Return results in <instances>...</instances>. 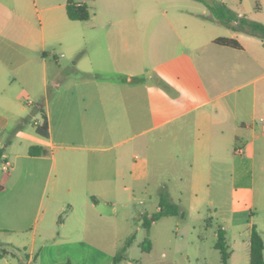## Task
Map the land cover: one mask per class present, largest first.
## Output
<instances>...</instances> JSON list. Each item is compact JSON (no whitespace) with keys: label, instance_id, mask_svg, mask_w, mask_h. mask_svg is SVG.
<instances>
[{"label":"crops","instance_id":"1","mask_svg":"<svg viewBox=\"0 0 264 264\" xmlns=\"http://www.w3.org/2000/svg\"><path fill=\"white\" fill-rule=\"evenodd\" d=\"M73 1L91 7L87 20L68 19L67 0H0V235H22L0 241L11 253L0 264H70L60 253L48 259L47 242L107 240L125 213L129 222L136 192L153 199L152 181L157 210L215 192L207 202L249 264L252 226L264 242L254 213L255 188L264 197V39L223 26L199 0ZM263 2L256 20L243 0L233 12L264 25ZM63 50L73 78L61 89ZM31 95L42 98L48 136L7 141ZM31 145L48 153L29 155Z\"/></svg>","mask_w":264,"mask_h":264},{"label":"rangeland","instance_id":"2","mask_svg":"<svg viewBox=\"0 0 264 264\" xmlns=\"http://www.w3.org/2000/svg\"><path fill=\"white\" fill-rule=\"evenodd\" d=\"M262 1L243 0L246 8H249L252 12L249 17L250 19L256 20L260 17L255 12V7L259 6L260 3L262 4ZM226 3L232 11L242 9L239 0H226ZM36 5L38 7L39 3L37 2ZM35 23L36 25L38 24L37 20H35ZM61 51L59 50V52ZM63 54L65 58H60V60L62 62V68H65L66 71L63 72L61 89H64L73 78L67 70L73 67V60H68L65 50H63ZM136 68L138 70L139 67L137 66ZM126 79H129V77L126 76ZM119 83L120 87H127L125 81H120ZM131 86L133 87L134 85L131 84ZM139 86L142 88L143 84ZM51 90H53L52 87ZM28 101H31L33 104L30 105ZM24 103L30 107L26 112L23 128L18 129L14 127V129H10L7 135V141L13 140L18 136L20 139H23V145H26L28 142L34 143V141L43 142L45 138L35 132V123L41 122V117L36 112V106L38 103H42V98L35 99L32 95L27 96L24 98ZM13 146L16 149L20 148L17 142ZM0 167L4 168V164L0 163ZM217 173V169L212 171V180L217 179ZM162 179L167 182L166 178ZM224 179L226 183V178ZM153 184L152 181L149 189L152 191L151 196L153 199H145L139 192H136L135 195L139 197V201L130 204L129 222L126 220L125 213V219L121 217L117 223L118 227L116 231H111L107 240H86L84 243L62 242L60 245L54 241H49L47 242L46 248L47 257L49 256L48 259L60 253L62 256L67 257L70 264H113V256L121 252L124 254V258L116 264H220V253L214 247L217 240L216 229L219 221V210H216L207 202L209 199L216 197L217 194L215 192L200 193L198 194L199 201L193 203H190V195L184 194L181 202L177 204L179 211L177 215L160 217L152 222L153 214L159 211L156 208L157 204L154 202L157 193L153 192L155 188ZM169 185H171V182ZM261 191L259 187L255 188L254 213L256 219L264 220V212L260 211L262 209L261 206L264 205V197ZM229 195V191L225 187L224 192L219 195L218 199L226 201ZM148 218L152 224L149 230H146L141 226V223ZM89 219L90 215L88 214V222H90ZM30 221H32V218ZM40 223L41 215L36 225ZM262 235L264 237V232H262ZM15 236L21 237L22 235L4 232L0 235V241H7V239ZM131 236H133V239L128 244L127 241ZM145 239L149 240V251L142 249V243ZM231 243H227V245L230 251L232 249L235 250L232 260L236 264H242V259L239 260L238 256L239 253H242L240 248L234 246L235 242L233 240ZM86 244L98 246L102 251L108 252L110 256L108 257L103 253L95 252ZM238 245L239 247L240 245L242 246L240 242ZM246 261L247 257L245 252V264Z\"/></svg>","mask_w":264,"mask_h":264},{"label":"trees","instance_id":"3","mask_svg":"<svg viewBox=\"0 0 264 264\" xmlns=\"http://www.w3.org/2000/svg\"><path fill=\"white\" fill-rule=\"evenodd\" d=\"M203 2L208 10L210 11L212 17L223 26L231 29L234 32L247 30L250 34H259L264 39V25L256 21L249 20L245 16H238L235 12L230 10L224 0H199ZM66 15L68 19L72 21H85L91 15V7L87 4H78L73 0H67L66 2ZM213 43L229 47L233 49H240V43L230 37H217L214 39ZM41 124L35 125V131L38 135L42 137L48 136V125L46 117L41 115ZM48 149L38 145H31L28 148V154L32 156L46 155ZM178 206L176 204L161 201L160 209L155 214H153V219L156 220L164 216H173L178 214ZM151 225V220L145 219L142 221L141 226L149 230ZM217 240L214 247L220 253V264H228V259L231 255V251L227 245V238L225 230L222 226L218 225L216 229ZM133 236H131L127 243L129 244ZM249 264H264L263 250L264 242L260 233L256 230L254 226L251 227L249 234ZM142 249L144 251H149L150 243L148 239H145L142 243ZM11 254L4 248H0V258ZM124 258L123 253H117L114 255L113 264L120 262Z\"/></svg>","mask_w":264,"mask_h":264},{"label":"built area","instance_id":"4","mask_svg":"<svg viewBox=\"0 0 264 264\" xmlns=\"http://www.w3.org/2000/svg\"><path fill=\"white\" fill-rule=\"evenodd\" d=\"M28 103L31 105L32 104V102L31 101H28ZM261 120H262V118H260ZM235 153H237V154H241L242 153V149L241 148H236L235 149ZM7 165H8V163H6Z\"/></svg>","mask_w":264,"mask_h":264}]
</instances>
